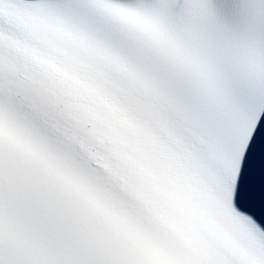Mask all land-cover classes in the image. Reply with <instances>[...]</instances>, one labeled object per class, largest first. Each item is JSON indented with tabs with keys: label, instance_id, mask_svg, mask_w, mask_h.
I'll list each match as a JSON object with an SVG mask.
<instances>
[{
	"label": "snow or ice",
	"instance_id": "6c2138e0",
	"mask_svg": "<svg viewBox=\"0 0 264 264\" xmlns=\"http://www.w3.org/2000/svg\"><path fill=\"white\" fill-rule=\"evenodd\" d=\"M0 264H264V0H0Z\"/></svg>",
	"mask_w": 264,
	"mask_h": 264
}]
</instances>
